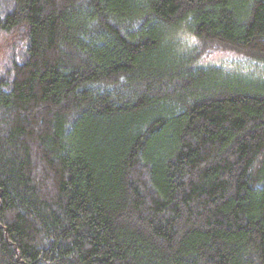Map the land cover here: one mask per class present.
<instances>
[{"label":"trees","instance_id":"1","mask_svg":"<svg viewBox=\"0 0 264 264\" xmlns=\"http://www.w3.org/2000/svg\"><path fill=\"white\" fill-rule=\"evenodd\" d=\"M0 37V264H264V0H0Z\"/></svg>","mask_w":264,"mask_h":264},{"label":"rangeland","instance_id":"2","mask_svg":"<svg viewBox=\"0 0 264 264\" xmlns=\"http://www.w3.org/2000/svg\"><path fill=\"white\" fill-rule=\"evenodd\" d=\"M178 38L182 41L191 39L188 33H181L179 34ZM12 44L13 42L7 37H0V64L5 62ZM202 53L203 57H201V59L208 66H215L225 70L226 72H231L242 76H248L257 73V77H248L252 78L253 80L258 79V82H262L261 79L264 80V73H255L252 64H250L246 58L235 52L225 49H212L207 47L202 49Z\"/></svg>","mask_w":264,"mask_h":264}]
</instances>
